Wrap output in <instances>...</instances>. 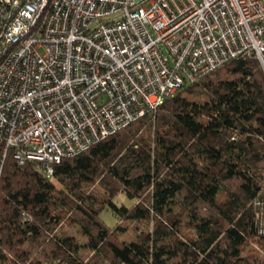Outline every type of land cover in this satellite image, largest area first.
<instances>
[{"label": "trees", "instance_id": "16d2710c", "mask_svg": "<svg viewBox=\"0 0 264 264\" xmlns=\"http://www.w3.org/2000/svg\"><path fill=\"white\" fill-rule=\"evenodd\" d=\"M124 194L133 201L117 205ZM108 209L122 221L106 225ZM29 217V219H25ZM126 222L147 224L125 241ZM77 225L92 252L57 233ZM264 264V70L250 53L185 82L45 177L8 158L0 264Z\"/></svg>", "mask_w": 264, "mask_h": 264}, {"label": "built area", "instance_id": "2783aa9c", "mask_svg": "<svg viewBox=\"0 0 264 264\" xmlns=\"http://www.w3.org/2000/svg\"><path fill=\"white\" fill-rule=\"evenodd\" d=\"M250 53L264 70V0H0V182L8 158L52 177Z\"/></svg>", "mask_w": 264, "mask_h": 264}, {"label": "rangeland", "instance_id": "374dc122", "mask_svg": "<svg viewBox=\"0 0 264 264\" xmlns=\"http://www.w3.org/2000/svg\"><path fill=\"white\" fill-rule=\"evenodd\" d=\"M114 201L117 205L125 204L127 206L131 205L133 203L132 200L125 197L124 194H119L114 198ZM100 218L102 221L110 226L115 227L117 224H121L122 221L118 220V218L111 214V212L108 209H103L100 212ZM127 223V229L122 232L121 238L125 241H133L136 239L137 234L144 229H147V224L145 223H139L137 226L133 222H126ZM57 233H62L68 237H71L74 239L79 245V255L83 258H86L87 256H90L92 252L89 250V248L86 246V236H84L79 226L77 225H70L64 223L57 229ZM101 264H109L108 261H102Z\"/></svg>", "mask_w": 264, "mask_h": 264}]
</instances>
